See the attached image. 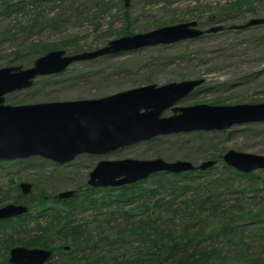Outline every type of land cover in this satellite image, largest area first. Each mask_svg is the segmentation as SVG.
<instances>
[{"label": "rangeland", "instance_id": "rangeland-1", "mask_svg": "<svg viewBox=\"0 0 264 264\" xmlns=\"http://www.w3.org/2000/svg\"><path fill=\"white\" fill-rule=\"evenodd\" d=\"M46 7L45 19L28 33H21L16 25H33V10L0 11V67L28 68L36 57L49 50L63 49L68 54L89 51L120 36L189 20H196L205 32L173 43L74 61L62 72L37 75L29 87L5 94V103L98 98L145 84L161 85L184 79L203 81L175 105L264 102V23L239 27L251 18H264V0H130L128 6L123 0H56ZM215 25H222V29L206 31ZM125 30L130 33H124ZM41 45H45V50L36 47ZM170 114L171 107L162 112V116ZM230 148L264 154V121L234 124L225 130L160 134L104 155L82 153L64 163L38 155L1 159L0 207L14 203L25 205L27 210L0 219V264H10L7 261L10 249L23 245L20 242L27 236L18 229L19 219L25 220L27 224L23 226L29 232L34 229L31 236L46 231V238L33 245L53 247L55 254L45 264H61L63 257H58L55 249L66 244L70 245L69 252L74 258L68 264H114L115 261L118 264L123 260L131 264L149 249L144 247L156 251L155 244L142 234L144 227L138 226L139 220L132 224L146 215L142 211L143 203L152 201L142 198L133 201L134 196L117 201L110 197L120 193V185L110 188L88 184L89 172L95 164L102 159L127 157L184 159L194 165L215 159L214 166L221 172L225 163L223 153ZM218 152L220 156L212 157ZM250 172L261 182L253 185L247 178H240L239 185L249 187L244 195L250 198L255 194L264 199V168ZM152 179L153 176H148L138 181L154 188L153 181L158 178ZM21 182L31 184L28 193H22ZM67 190H74V194L57 197ZM163 196L168 199L165 192ZM124 211L131 214L128 225ZM158 211L154 208V219ZM170 217L171 213L167 220ZM76 224L84 228L79 237L68 231ZM166 224L182 226L177 218ZM57 228H63L62 232L58 233ZM64 229L67 231L63 232ZM257 230L251 224L242 228L243 245H248L242 248L244 253L263 255L264 251L257 253L264 244V239L262 244L260 240L255 242Z\"/></svg>", "mask_w": 264, "mask_h": 264}, {"label": "water", "instance_id": "water-1", "mask_svg": "<svg viewBox=\"0 0 264 264\" xmlns=\"http://www.w3.org/2000/svg\"><path fill=\"white\" fill-rule=\"evenodd\" d=\"M130 0H123L128 6ZM264 23V18H251L239 27ZM196 20L165 25L146 32L111 39L97 49L68 54L54 49L36 57L32 66L0 67V160L42 156L58 163L74 159L82 153L104 155L123 146L149 140L160 134L195 130H225L234 124L264 121V102L175 105L203 79L171 81L166 84H145L98 98L56 100L9 104L4 95L27 88L37 75L59 73L74 61L92 59L153 44H168L197 37L204 30ZM211 26L207 32L218 31ZM171 107L172 114L162 116ZM223 161L239 171L264 168V154L228 149ZM215 159L194 165L191 161H172L160 157L99 160L89 172L92 186H116L145 179L153 173L184 172L206 169ZM31 184L21 182L22 193ZM74 190L58 193L67 198ZM27 210L22 204L8 203L0 207V219L20 215ZM9 261L13 264H43L51 251L42 247L13 246Z\"/></svg>", "mask_w": 264, "mask_h": 264}, {"label": "trees", "instance_id": "trees-1", "mask_svg": "<svg viewBox=\"0 0 264 264\" xmlns=\"http://www.w3.org/2000/svg\"><path fill=\"white\" fill-rule=\"evenodd\" d=\"M55 1L0 0V11L11 13L26 9L33 10V25H16L21 33H28L34 31L45 19L46 4ZM124 33H130V31L125 30ZM44 46L36 47L43 49ZM217 155L220 156L221 153L213 154L212 157ZM221 167V172L212 165L206 169L194 171L153 173L150 175L153 176L152 181L158 178L153 181V183L156 182L154 188L141 181L117 187L120 193L110 198L126 201L125 199L134 196L133 201L137 198L152 201L150 204L143 203L142 211L146 215L132 221V224L139 220L138 226L144 227L142 234L147 236L146 239L151 244H155L156 251L148 246L144 247L149 249L141 257L134 258L131 264H264V253L263 255L244 253L245 250L242 248L248 245H243L244 239L240 236L242 228L251 224L258 229L255 242L260 240L262 244L261 240L264 239V199L255 194L246 198L244 192L249 187L239 185L240 178H247L253 185L261 181L256 180L258 176L253 172H241L225 163H222ZM91 188L89 189L92 190ZM163 192L168 199H165ZM156 195L157 198H155ZM91 199L94 200L92 197ZM154 208L159 210L155 219ZM169 213H171V219L167 220ZM124 214L128 225L131 214H128V211H124ZM21 218L24 217L21 216ZM175 218L179 219L181 227L175 228L174 225L166 224ZM24 224L27 223L23 219L17 222L18 229L27 233L21 244L37 245V242L44 239L46 231L42 232L40 229L41 235L31 236L34 229L29 232V229L23 226ZM62 229L57 228L56 231L59 233ZM83 229L81 224H76L68 231H72L79 237ZM130 230L129 228L126 231L130 232ZM66 231L64 229L63 232ZM154 233L157 235L156 238L151 237ZM102 239L104 237L100 238ZM260 249L261 251L257 253L264 251V244ZM125 262L123 260L118 264H125Z\"/></svg>", "mask_w": 264, "mask_h": 264}, {"label": "flooded vegetation", "instance_id": "flooded-vegetation-1", "mask_svg": "<svg viewBox=\"0 0 264 264\" xmlns=\"http://www.w3.org/2000/svg\"><path fill=\"white\" fill-rule=\"evenodd\" d=\"M197 27H198V24H197ZM44 236H45V234H44ZM45 238H46V236H45ZM49 245V244H48ZM50 245H52V244H50ZM17 246V245H16ZM24 246V245H23ZM29 247V246H28ZM30 247H35V246H33V245H30ZM37 247V246H36ZM39 247V246H38ZM42 248H46V249H49L50 251H51V254H50V256L47 258V260H45L44 261V263L43 264H45V263H47L49 260H51V258L53 257V255L55 254L54 253V251H53V247H49V248H47V247H42ZM52 249V250H51ZM56 250V254L58 255V257H63V259H61L60 258V260L62 261V262H60L61 264H65V263H67L68 264V262H70V261H74V258H73V256L71 255V252H69V250H70V245H68V244H66V245H59L58 247H57V249H55ZM8 255V256H7ZM6 256H7V261L10 263V264H13V263H11L10 261H9V257H10V253L9 254H7ZM5 256V257H6ZM68 256V257H67ZM6 259V258H5ZM67 260V261H66Z\"/></svg>", "mask_w": 264, "mask_h": 264}]
</instances>
